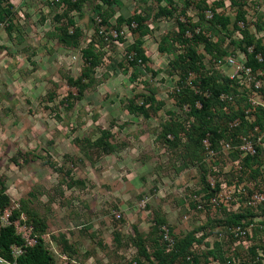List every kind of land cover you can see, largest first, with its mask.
I'll list each match as a JSON object with an SVG mask.
<instances>
[{"label": "rangeland", "instance_id": "1", "mask_svg": "<svg viewBox=\"0 0 264 264\" xmlns=\"http://www.w3.org/2000/svg\"><path fill=\"white\" fill-rule=\"evenodd\" d=\"M0 3V228L53 264H158L188 236L187 264H264V0Z\"/></svg>", "mask_w": 264, "mask_h": 264}, {"label": "trees", "instance_id": "2", "mask_svg": "<svg viewBox=\"0 0 264 264\" xmlns=\"http://www.w3.org/2000/svg\"><path fill=\"white\" fill-rule=\"evenodd\" d=\"M202 7L201 10L206 9V5L204 4L203 1H201ZM212 13V19L210 22L214 25H219L223 28H225L229 24V19L227 17H222L219 15L215 9L210 10ZM3 10L1 3H0V23H2L6 15H8V12ZM113 12L110 10L108 12H105L104 15L102 16V23H105L108 21L109 18L113 16ZM203 17V16H202ZM179 33H178V41L183 44L185 42L183 40V35L185 34V25H180L179 27ZM148 31V28H145L144 30L141 31L142 35H145ZM149 32V31H148ZM63 41L66 43V45H76V42H72V35H69L65 38H62ZM134 53H135V58L145 62L147 61V58L145 57L144 53L137 47L134 46L131 48ZM82 58L86 64V67L84 69V72L82 73V77L87 78L89 77V73L92 71V68L95 67L96 65V59H97V53L93 51L92 47H87L84 50H82ZM180 58H185L187 61L184 62L183 67L186 69L187 73L188 72H198V67L196 66V55L194 50L188 46L186 51L184 52L183 55L180 56ZM216 80L211 77H205L201 79L202 86L205 89L204 91H207V88L209 85L215 83ZM220 87V86H218ZM219 89V88H218ZM226 92H233V90L226 88ZM212 94L213 97L216 98L218 101V97L221 94L219 90H215ZM203 107L204 109L207 108V103L203 102ZM263 108H256V113L254 115L255 121L253 126H257L260 131L264 130V119H263ZM75 143L78 145L80 149L85 150L87 147L91 146H98L102 143L105 147L108 149H111V145L104 141L102 138L97 139L94 142H90L88 140H75ZM7 205V199L2 191H0V217L3 213V210L5 209ZM156 225L162 226L166 225V220L162 217H158L155 220ZM193 242V236H188L181 242H179L174 250H172L169 253H164L163 251H158L156 252L155 259L158 261V264H171L175 258L181 257L182 258V264H187L186 263V257L183 256L184 252L186 251L187 247L191 245ZM20 247L23 249V252L17 257L14 258L13 253H12V247ZM24 241L23 239L17 235L15 231L14 225L11 223L7 226H4L0 228V259L4 260L5 262L9 264H53L52 263V258L49 254V252L46 250L44 247L43 242L40 239H37L36 242L31 245L24 247Z\"/></svg>", "mask_w": 264, "mask_h": 264}, {"label": "built area", "instance_id": "3", "mask_svg": "<svg viewBox=\"0 0 264 264\" xmlns=\"http://www.w3.org/2000/svg\"><path fill=\"white\" fill-rule=\"evenodd\" d=\"M257 98V97H256ZM252 101V100H251ZM252 103L253 104H256L257 106H259V107H261V108H263V110H264V104L263 103H261V102H256V100L255 101H252ZM236 264H239V262L238 263H236Z\"/></svg>", "mask_w": 264, "mask_h": 264}]
</instances>
